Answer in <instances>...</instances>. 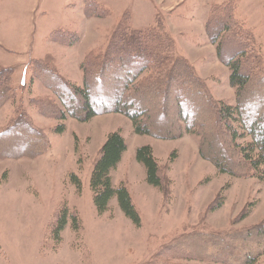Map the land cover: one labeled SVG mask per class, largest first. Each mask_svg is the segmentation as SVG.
Returning <instances> with one entry per match:
<instances>
[{
  "label": "rangeland",
  "instance_id": "374dc122",
  "mask_svg": "<svg viewBox=\"0 0 264 264\" xmlns=\"http://www.w3.org/2000/svg\"><path fill=\"white\" fill-rule=\"evenodd\" d=\"M227 1L255 40V50L245 46L249 50L245 66L253 71L255 55L264 58V0H93L91 4L85 0H0V66L13 69L17 90L16 101L8 100L0 108V126L19 107L51 142L40 157L0 158V264H148L164 244H172L202 222L204 232L213 235L263 218L264 180L218 173L199 156L196 135L184 133L175 140L138 135L121 113L96 115L86 122L69 115L58 120L42 115L31 101L35 96H52L44 79L30 81L33 59L50 54L60 75L82 87V66L93 69L91 62L95 64L96 56L106 50L117 19L127 15L136 30L160 24L173 39L175 54L193 64L213 101L235 106L229 70L217 57L215 39L208 35L206 24L211 5ZM218 35L217 40L224 36L222 43L225 33ZM237 42L234 39L226 50H235ZM262 63L256 70L264 68V59ZM262 97L264 93L251 92L245 104L253 103L254 108ZM55 100L62 108L56 96ZM151 101L143 104L154 108ZM154 120L160 126L159 119ZM59 125L64 126L62 132L54 130ZM115 131L123 137L126 150L111 171L112 183L126 182L140 226L123 214L115 199L102 215L93 203L91 158ZM144 145L152 147L169 178L163 186L166 195L146 182L145 168L135 158L136 149ZM219 196L224 199L222 205L208 210ZM248 204L250 214L240 220L239 213ZM62 210L68 213V223L57 236L56 217ZM185 258L173 257L169 262L198 263ZM256 264H264V256Z\"/></svg>",
  "mask_w": 264,
  "mask_h": 264
},
{
  "label": "trees",
  "instance_id": "16d2710c",
  "mask_svg": "<svg viewBox=\"0 0 264 264\" xmlns=\"http://www.w3.org/2000/svg\"><path fill=\"white\" fill-rule=\"evenodd\" d=\"M86 2L94 3L93 0ZM229 4V1L212 4L206 24L209 25L208 35L215 39L217 57L229 70V83L235 89V106L213 101L204 80L194 72L193 64L175 54L174 41L160 24L136 30L127 15L117 19L106 50L95 54L97 62L87 60L86 63L95 65L93 69L82 66V87L70 84L60 75L50 54L33 59L29 63L30 81L40 77L52 90V96L32 98L33 105L42 115L58 120L69 115L86 122L96 115L121 113L130 119L134 133L162 140H175L184 133H192L199 138V156L209 161L218 173L264 180V100L258 101L254 108L253 103L245 104L251 92L264 93V68L256 70L264 58L255 53L257 66L253 71L245 66L249 52L246 43L255 50V40L249 29L243 28L244 22L236 17L232 3ZM101 13L106 14V11ZM222 31L226 41L221 43L224 36L217 38ZM234 39L238 40L237 47L228 52L226 45L233 44ZM13 74V69L0 66V108L6 101L17 99ZM149 100H153L154 108L143 104ZM154 119H159L160 126L155 125ZM54 130L62 132L64 126L59 125ZM50 147L45 130L19 107L6 124L0 126V158H36ZM125 150L126 144L118 131L106 136L97 155L91 158L90 188L99 215L104 214L110 201L115 199L123 214L135 226H140L141 218L126 182L113 186L111 178V171L119 164ZM135 158L145 168L146 182L166 195L163 186L169 178L158 164L152 147L137 148ZM75 181L79 186L78 178ZM223 201L219 196L208 210L218 208ZM250 211L248 204L239 213V219H245ZM67 214L62 210L56 217L57 236L68 223ZM201 226L190 229L172 244H164L148 264H171L169 260L173 257H187L185 260L189 258L197 264H256L264 256V216L257 223L228 230L227 234L209 235ZM198 246L200 249L196 248Z\"/></svg>",
  "mask_w": 264,
  "mask_h": 264
},
{
  "label": "crops",
  "instance_id": "0c3cea01",
  "mask_svg": "<svg viewBox=\"0 0 264 264\" xmlns=\"http://www.w3.org/2000/svg\"><path fill=\"white\" fill-rule=\"evenodd\" d=\"M178 2H179V0H178ZM182 2V1H181ZM181 2H179V3H181Z\"/></svg>",
  "mask_w": 264,
  "mask_h": 264
}]
</instances>
